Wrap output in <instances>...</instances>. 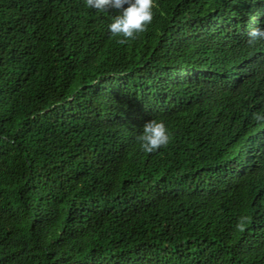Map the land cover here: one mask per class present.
<instances>
[{
  "label": "trees",
  "instance_id": "16d2710c",
  "mask_svg": "<svg viewBox=\"0 0 264 264\" xmlns=\"http://www.w3.org/2000/svg\"><path fill=\"white\" fill-rule=\"evenodd\" d=\"M155 2L0 0V264H264V0Z\"/></svg>",
  "mask_w": 264,
  "mask_h": 264
},
{
  "label": "clouds",
  "instance_id": "9594fccd",
  "mask_svg": "<svg viewBox=\"0 0 264 264\" xmlns=\"http://www.w3.org/2000/svg\"><path fill=\"white\" fill-rule=\"evenodd\" d=\"M85 5L100 12H105L107 8L119 10L107 27L111 34L121 37L118 42L124 44L144 32L152 23L156 2L155 0H85ZM247 35L249 44L257 39L264 40V28H252ZM253 118L262 121L264 115L253 113ZM136 138L142 151L153 153L169 143L170 132L162 119H151L143 124L142 131Z\"/></svg>",
  "mask_w": 264,
  "mask_h": 264
}]
</instances>
